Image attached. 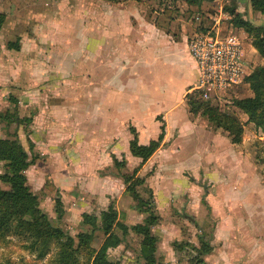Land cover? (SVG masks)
<instances>
[{"label":"rangeland","instance_id":"rangeland-1","mask_svg":"<svg viewBox=\"0 0 264 264\" xmlns=\"http://www.w3.org/2000/svg\"><path fill=\"white\" fill-rule=\"evenodd\" d=\"M96 1L0 0V13L6 15L0 30V113L8 115L7 120L0 119V140L17 136L22 141L33 159L26 172L27 184L39 197L42 211L66 235L61 244L53 240L47 255L40 258L39 252L29 248L28 238L0 234V264H57L61 245L76 250L78 235L99 227L100 221L88 224L85 216L99 218L110 206L128 229V233L116 230L122 243L109 250L110 262L145 264L140 256L142 238L132 228L148 215L140 208L139 199L128 193L129 185L122 177L133 175L140 166L135 190L145 201L151 198L159 217L152 228L159 239L158 264H193L202 241L212 246L211 254L201 256L204 264H264V131L254 124L250 127L248 116L234 105L236 100L254 96L246 82L232 89L230 104L220 109L244 125L243 141L236 149L255 170L242 160L225 159L216 172L215 165H208L219 154H229L231 144L225 137L199 129H186L183 139L172 143L174 150L166 157L159 153L146 166L123 154L131 155L133 149V136L125 128L95 134L87 146L85 141L78 145L89 135L84 128L86 92L102 71L100 55L90 53L92 45L85 35L86 13L95 8ZM231 9L226 6L227 11ZM212 12L217 13L213 7ZM225 21L230 26L229 20ZM250 66L253 71L264 65L253 61ZM176 114L179 120L184 119L181 110ZM35 115L41 116L38 129L51 131L50 137L47 134L39 141L43 150L31 142ZM192 118L212 132L226 134L202 116ZM61 121L65 122L60 125ZM76 123L80 124L77 131L60 138V133L66 132L65 124ZM176 127L171 124V132ZM158 132L159 125L153 121L140 125V144H148ZM51 137L61 142L51 143ZM5 172V162L0 160V177ZM11 190V185L0 180V191ZM57 201L62 203L61 216L56 211ZM94 236L91 248L79 251V264H91L100 249L105 235L96 230Z\"/></svg>","mask_w":264,"mask_h":264},{"label":"crops","instance_id":"crops-1","mask_svg":"<svg viewBox=\"0 0 264 264\" xmlns=\"http://www.w3.org/2000/svg\"><path fill=\"white\" fill-rule=\"evenodd\" d=\"M96 2L95 8L87 10L85 35L88 43L92 45L90 53L100 55L102 71L99 75L97 73L95 82L89 84L90 89L86 92L84 128L85 133L89 135L81 139L78 145L81 146L85 141L87 146L93 135H106L117 128H125L130 133L131 129H134L141 145L140 125L153 121L155 125H159V132L148 144L158 139L162 126L165 127V137L162 147L145 163V166L159 153L164 152L166 157L169 150H174L172 143L182 140L187 133L186 129L204 130L209 135L227 138L226 142L231 144L228 145L229 154H219L218 158L208 165H215L216 172L220 170L218 168L220 166L217 165L225 162V159L245 162L236 149L241 144L232 143L226 132L225 135L221 132H212L207 125H202L192 118L187 97L198 84L199 70L190 55L188 43L196 31L210 29L214 20L222 19L221 30L223 29L224 33L228 32L229 27H234L251 41L246 45L247 61L249 63L259 61V66H263L264 59L253 46L252 36L242 28L232 24L229 26L225 20L230 22L233 18L226 10V6L229 5L252 27L264 28V14L255 11L250 0H202L200 4L195 5L188 4L186 0ZM212 7L217 13L213 14ZM180 110L184 116L183 120H179L176 114ZM40 118L41 116H34L31 142L33 145L36 144V149L43 150L39 141L42 136H45V140L47 134L50 137L51 131L38 129ZM63 118L67 121L66 115H63ZM46 123L51 124L50 121ZM171 124L172 127L177 126L172 132L174 128H170ZM79 126L78 123L70 126L65 124L66 132L60 133L62 134L60 138H67L70 131L75 129L77 131ZM249 126L254 125L250 123ZM257 130L262 132L260 129ZM49 141L61 142L52 137ZM177 148L182 150L180 146ZM123 154L129 160L132 157L141 160L133 154L132 148L131 155ZM245 163L255 170L254 165ZM228 164L234 165V162ZM224 166H227V163Z\"/></svg>","mask_w":264,"mask_h":264},{"label":"trees","instance_id":"trees-1","mask_svg":"<svg viewBox=\"0 0 264 264\" xmlns=\"http://www.w3.org/2000/svg\"><path fill=\"white\" fill-rule=\"evenodd\" d=\"M202 0H186L190 5L200 4ZM255 11L264 14V0H250ZM233 18L230 21L235 27L244 29L252 36V43L261 57L264 58V28L252 27L250 23L237 15L233 9L229 11ZM6 22V15L0 13V30ZM10 48L19 51V48L10 44ZM245 82L249 84L254 93L253 97L236 100L234 105L245 115L248 116V123H252L257 129L264 131V66L257 67L246 77ZM193 94V96H192ZM187 97L190 113L193 116L204 117L211 126L226 132L231 138L232 143L241 144L244 135V125L236 118L223 113L219 106L201 100L197 93L193 92ZM0 119L7 120L8 115L0 113ZM133 135V149L135 154L142 160V166L162 147L165 137V127H161V133L157 140L151 141L148 145H139L137 134L131 129ZM16 136V135H15ZM0 160L5 162L6 172L1 175L0 180L13 187L11 191H0V234L7 236L10 234L21 235L31 241L29 248L44 258L47 255L48 246L53 240L60 241L66 236L61 229L47 217L40 207L39 197L31 191L27 184L26 172L33 165L28 152L22 145L19 138L15 140H0ZM116 159V166H119ZM141 168V166L139 167ZM139 168L134 170L133 175L123 174L122 177L129 185L128 193L139 199L140 208H145L144 213L148 218L140 225L132 228L135 234L142 238L140 256L145 264H158L157 247L159 239L153 234L152 228L159 223V217L155 213V207L151 198L145 201L141 198L135 188L139 185L136 181V174ZM152 195V193H150ZM57 213L61 216L62 203L57 201ZM84 221L88 224H97L99 227L92 231L80 233L78 235V247L76 250L68 251L61 245L58 253L57 264H79L78 253L82 249L91 248L95 239V232L101 231L105 239L96 252L91 264H113L109 260L108 252L110 249L118 247L122 240L116 233L120 228L123 233H128L127 227L119 222L118 212L110 206L101 212L100 217L86 215ZM198 256L195 257L193 264H204L201 256L211 254L212 246L202 241Z\"/></svg>","mask_w":264,"mask_h":264},{"label":"built area","instance_id":"built-area-1","mask_svg":"<svg viewBox=\"0 0 264 264\" xmlns=\"http://www.w3.org/2000/svg\"><path fill=\"white\" fill-rule=\"evenodd\" d=\"M221 23L222 19L214 20L210 29L196 31L188 43L199 70L193 92L219 107L230 104L229 93L245 83L252 71L246 58L247 36L234 27L224 33Z\"/></svg>","mask_w":264,"mask_h":264}]
</instances>
